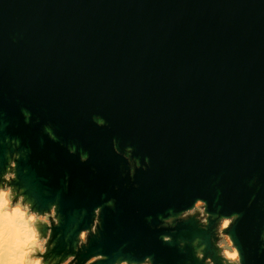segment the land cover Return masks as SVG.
Listing matches in <instances>:
<instances>
[{"label": "water", "instance_id": "1", "mask_svg": "<svg viewBox=\"0 0 264 264\" xmlns=\"http://www.w3.org/2000/svg\"><path fill=\"white\" fill-rule=\"evenodd\" d=\"M0 113L31 148L21 179L41 202L60 191L67 216L116 198L102 213L105 251L127 241L158 264H185L191 250L175 240L208 233L191 219L157 228L156 218L202 196L242 213L232 233L244 264H264V0H0ZM113 136L150 158L131 180Z\"/></svg>", "mask_w": 264, "mask_h": 264}, {"label": "clouds", "instance_id": "2", "mask_svg": "<svg viewBox=\"0 0 264 264\" xmlns=\"http://www.w3.org/2000/svg\"><path fill=\"white\" fill-rule=\"evenodd\" d=\"M20 114L25 124L31 123L33 114L28 108L21 107ZM91 120L97 127L107 124L104 116L98 113L93 114ZM42 131L49 139L64 144L50 124L42 125ZM64 146L81 162L89 159L90 153L78 148L76 143ZM111 150L126 161L130 180L137 169L146 170L150 163L147 155L143 156V161L133 155L131 144L121 148L115 136L111 138ZM30 156L31 148L9 132L8 121L0 113V264H158L151 254L126 251L127 241L111 251H105L99 244L104 231L102 213L105 208H116L114 196L102 197V202L92 206L90 213L88 208H80L67 216L61 205L60 191L41 202L33 193L29 180L21 179L22 175H30ZM255 180L253 177L249 183ZM62 188L64 191L68 188L67 173ZM254 199L255 193L249 197L248 204ZM241 214L240 211L225 213L219 205L212 210L205 198L195 196L189 206L178 211L169 208L166 215L159 214L156 227L174 229L179 222L191 219L199 230L208 233L206 239L194 234L191 239L175 240L181 252L187 250L186 246L191 250L185 264H244L240 246L232 233V226ZM146 220L151 223L152 217ZM160 239L173 243L170 233H161ZM258 239L264 248V228L259 230ZM93 241L97 242L96 246L89 251ZM82 253L87 254L81 258Z\"/></svg>", "mask_w": 264, "mask_h": 264}]
</instances>
